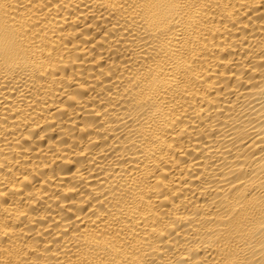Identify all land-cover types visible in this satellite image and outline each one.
Masks as SVG:
<instances>
[{
    "label": "bare ground",
    "instance_id": "6f19581e",
    "mask_svg": "<svg viewBox=\"0 0 264 264\" xmlns=\"http://www.w3.org/2000/svg\"><path fill=\"white\" fill-rule=\"evenodd\" d=\"M0 264H264V0H0Z\"/></svg>",
    "mask_w": 264,
    "mask_h": 264
}]
</instances>
